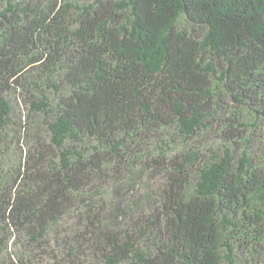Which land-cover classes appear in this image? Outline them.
I'll return each instance as SVG.
<instances>
[{
	"label": "trees",
	"instance_id": "trees-1",
	"mask_svg": "<svg viewBox=\"0 0 264 264\" xmlns=\"http://www.w3.org/2000/svg\"><path fill=\"white\" fill-rule=\"evenodd\" d=\"M0 264H264V0H0Z\"/></svg>",
	"mask_w": 264,
	"mask_h": 264
}]
</instances>
